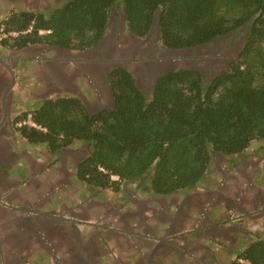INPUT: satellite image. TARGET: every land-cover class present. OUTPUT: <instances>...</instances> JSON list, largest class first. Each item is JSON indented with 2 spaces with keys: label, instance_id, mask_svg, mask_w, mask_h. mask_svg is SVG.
Wrapping results in <instances>:
<instances>
[{
  "label": "trees",
  "instance_id": "obj_1",
  "mask_svg": "<svg viewBox=\"0 0 264 264\" xmlns=\"http://www.w3.org/2000/svg\"><path fill=\"white\" fill-rule=\"evenodd\" d=\"M115 4L139 37L160 9L161 43L168 49L210 43L254 21L239 59L206 84L200 71L182 68L159 77L146 97L134 75L117 68L110 77L115 110L90 115L77 97L45 100L31 112L36 125L21 127L25 139L51 151L87 141L91 153L79 168L81 180L119 191L126 179L145 176L146 188L157 195L199 186L216 156H237L264 139V0H66L49 14L6 16L0 26L19 35L4 42L17 49L36 42L91 48L107 32ZM228 261L264 264V236Z\"/></svg>",
  "mask_w": 264,
  "mask_h": 264
},
{
  "label": "flooded vegetation",
  "instance_id": "obj_2",
  "mask_svg": "<svg viewBox=\"0 0 264 264\" xmlns=\"http://www.w3.org/2000/svg\"><path fill=\"white\" fill-rule=\"evenodd\" d=\"M65 1L0 0V9L1 11L4 9L7 13L5 17L13 12L24 10L49 14ZM57 3H61V5L57 6ZM6 6H9V9L5 8ZM152 27L153 24L146 36H136L128 29L122 6L115 4L111 8L108 29L103 36V40L91 48L79 50L45 42L29 43L22 48H13L4 40L10 35L17 36L19 33L14 34L16 31L6 32L5 26H0L1 212H5L2 210L6 209L7 206H12V193H10V197H7L8 192L11 190L10 179L23 177L27 180L35 172L34 169L36 168H30L28 161L33 153L30 152V148L41 146L44 149L47 148L44 144L30 143L23 137L21 132L23 125H36L32 121L31 112L41 102L58 97H77L83 102L82 97H84L89 102L88 106L83 103L90 115L99 114L104 110L113 111L116 109L110 82L113 70L125 68L134 75L135 79L137 73L139 80L142 79L141 82H145L142 83L143 89L151 94L154 77L161 72L168 73L182 68L195 69L197 63L206 64L209 74H212L215 70L218 71V74L228 70L230 64L239 59V53L244 46V39L248 33L244 35V32H242L235 36L229 35L219 38L208 43V47L194 46L172 50L163 46L160 34ZM31 29L22 32H28ZM40 32L48 33L49 31L41 30ZM108 75L109 79L107 80ZM31 77L35 78L33 82L30 79ZM28 81L32 83V86L29 85L30 87L27 88L23 83ZM25 113L28 114L27 118L19 119ZM47 150L50 159L43 171H48L46 175L49 176V180L42 187L36 184L35 190L37 191H32L33 195L36 196V200L29 205L32 207L31 210L26 206L30 203L27 197H22L26 204L20 206V209L33 211L34 213L30 212V214L33 213L39 219L35 223V227L30 229L28 236L32 235L35 239H39L42 235L53 237L58 241V245H61V256L57 262L53 260V264H116L118 257L122 256V252L127 254L129 252L130 254V251L134 250L136 244L140 242L146 241L145 244L148 243L150 246L151 238L156 239L160 232L164 233L162 237L165 236L166 229H163L161 223H156L159 225L154 226L153 234H147L145 228L140 225L146 222L144 217L147 215L148 205L146 206V203L141 205L143 202L137 205L136 202L139 201H135L130 197V194H133L132 191H138L142 194L149 191L145 186L147 182L145 176L138 181L133 179L123 181L121 191L126 195L125 200H123L125 209H123V213L119 214L116 224H113V216L117 215V212L112 207L103 208L102 212L104 211V214L99 217L102 220L99 224L87 223L85 220L81 221L83 223H77L78 218H71L69 215L65 217L63 214L64 208L66 209L70 205L73 209L81 201L86 202L89 199L87 192H90V195L94 193V185L88 184L79 178V168L90 155L91 146L87 141H76L71 145L62 146L56 151H51L48 148ZM39 152L41 153L42 150ZM245 154L244 151L233 158L230 157L232 159H226L229 163L222 161L225 157L222 155L216 156L215 159L223 163L224 170H235L234 168L240 170L241 166L245 165V159L247 158V154ZM236 159L239 162H236ZM258 162V160L249 162L253 180L257 179L258 171L261 169ZM60 173H63V175L59 176ZM76 179L85 183V185L83 184L82 188H79ZM262 181L264 182V180ZM128 184H136V187L129 188ZM254 185L255 187L248 188L244 192L233 191V193L235 192V196H233L236 198L234 199L235 203H230L225 199V196L230 195L232 191L230 188H220L222 184L217 186L220 188L219 191H217V188H211L205 192H199V195H197L199 186L178 191L186 192L187 195L193 194L191 201L181 212L180 223L183 228H180L178 233L170 235L172 236L171 239L177 242L167 245L168 250L162 245L163 242L156 240L157 243H160V252L158 251L159 255L156 258L151 259V264H161L170 255L200 257L194 258L195 261L198 259L204 260V258L207 260L212 256L213 259H210V264H221L216 257V251L218 250L229 251L227 253L235 257L238 251L243 248L240 242L248 244L254 240L248 227V222L252 217L264 221V190L256 182ZM97 188L106 190L101 187ZM112 191L114 192L113 189ZM216 191L218 193L217 197L212 198L211 195ZM75 194L81 196V201L76 200V203L71 204V199ZM151 194L159 199L167 196ZM68 201H70V204ZM52 206L62 215L58 220L46 214L55 212ZM218 207H223L225 211L221 214ZM246 207H249L252 211L248 212ZM186 208H188V211ZM196 212L200 213V216H195ZM217 212L219 215H216V221L212 220L210 217H215ZM165 214L166 216L162 221L170 220V222H173L175 220L169 212H165ZM2 215L0 214V218ZM27 216L19 219L18 222H14L17 224H11L9 221L6 222L5 219H0V264H40L32 262L28 254L22 258H16L13 255L10 257L8 254L13 250L12 243L8 245V241L13 238L8 229L12 225H26L27 220L32 218ZM195 217L199 218L197 224H203V226H197L196 224L193 228L185 227V222ZM99 218L97 221H101ZM82 219H85V217ZM54 224H58V227ZM79 224L86 228L89 227L88 233L85 234V237L89 240L82 238V242L79 241L76 246L70 239L66 238V233L78 229ZM132 224H137L140 227H133ZM119 225H121V230L117 227ZM95 226L96 229H102L98 232L99 237H97L98 234L93 232ZM98 226L102 228H98ZM169 232L172 233L171 230ZM257 237H260V235ZM201 241L204 244H201ZM199 243L201 246L196 247L195 245ZM213 244H215L214 248L211 246ZM133 253L134 251L131 252V255ZM61 257L66 260L60 261ZM86 258L89 262L86 261ZM204 264H208V262Z\"/></svg>",
  "mask_w": 264,
  "mask_h": 264
},
{
  "label": "crops",
  "instance_id": "obj_3",
  "mask_svg": "<svg viewBox=\"0 0 264 264\" xmlns=\"http://www.w3.org/2000/svg\"><path fill=\"white\" fill-rule=\"evenodd\" d=\"M32 152V151H30ZM246 155V154H245ZM235 157V156H234ZM228 158L225 156L223 159L226 161ZM233 158V157H232ZM230 158V159H232ZM50 159V154L48 153L47 148H43L40 155H35L32 153V156L28 158L30 168H36L34 169L35 172L31 175L30 179H25L23 177H13L10 179V188L11 190L8 192V196L10 197V193H12V206H7L6 209L2 210L5 212H1L0 214H3L1 216V220L5 219L6 222L9 221L11 224H17L14 223L15 221L18 222L19 219L23 218L24 216H31L32 218L27 220L25 223L26 225H12L8 229V232L13 236L11 241H8L9 243H12L13 245V250L11 252H8L9 256L11 257L12 255L15 256L16 258H22L26 254L29 255V258L32 262L34 263H40V264H53L54 262H57L59 260V257L61 256L62 252V247L61 245H58V241L55 240L53 237H47L45 235H42L39 239H35L32 235L28 236V233L30 232V229H33L35 227V223H37V219L35 215H33V211L29 210H23L20 209V206H24L26 204L25 201L22 200V197H27L30 200V203H28V208H32L29 206L30 204L34 203L36 200V196L33 195L32 191H37L35 190L36 184H39L40 187L45 186L46 182L49 180V176L46 175L48 171H43L46 168V164L48 163V160ZM241 161V160H240ZM255 161L254 159H251L250 161L246 160L244 168L248 169L245 170L242 168L240 170H236L237 168H234L235 170H224V167H221V170L219 171L220 173H217V175L214 177V179L207 183V174L206 177L204 178L203 182L199 185V189L197 191V195H199V192H205L206 190H209L211 188H217V191L221 187L223 188H230L232 191L230 195L225 196V199L228 202H234L235 197V192H244L248 188L255 187L254 183L261 185V189L263 190L264 182L260 181L262 178L263 172H262V166H261V172L257 175V179L253 180V176H251V167L249 162ZM236 162H239L238 159H236ZM223 165V163H220ZM220 167V166H219ZM63 175V173H60L59 176ZM63 177V176H62ZM69 177V176H68ZM69 179V178H68ZM206 179V182H205ZM77 184L79 185V188H82V185L85 183H82L78 179H76ZM58 183V181H57ZM220 188L217 187L221 185ZM56 185V184H55ZM92 187V186H91ZM38 188V187H37ZM129 188H134V187H129ZM40 190L42 188H39ZM38 189V190H39ZM94 193L90 195V192H87L88 194V200L86 202L81 201V196L79 194H75L74 197H72V202L71 204L77 200L78 202L81 201L79 204L81 205H76L73 209H71L70 205L68 208H64V215L65 217H68V215L71 218H78V221L76 220L77 223H83L81 222L82 220H85V222L93 223V224H99L102 222V220L99 218L101 215L104 214V211L102 212L103 208L106 209V207H112V209H115L117 212V215L113 216L114 223H117V219L119 217V214L123 213V209H125L124 201L126 198V195L123 191H112V189H106V190H100L97 188V186L93 187ZM217 191L211 195V197H217ZM233 191H235L233 193ZM133 194H130V197L133 198L136 202L137 205L139 203L143 202L144 205L146 203V206L148 207L147 209V215H145V224H139L141 227L143 226L145 228V231H147V234H153V228L155 225H159L156 223H161L163 224V229H166L165 233V238L162 237L163 239H159V242H163V246H165V249L168 250L167 245H172L173 242H177L176 240H172L171 234L178 233L180 228H183V225L180 223L181 222V212H183L184 208L189 204V201H191L193 194H186V192H177L171 195H167L165 197H161L160 199L157 197H154L150 191H145L144 194L138 193V191H132ZM147 192V193H146ZM141 199V200H140ZM70 200V201H71ZM70 201L68 203L70 204ZM76 203V202H75ZM53 207V206H52ZM137 208V207H136ZM135 208V209H136ZM220 213L222 214L225 210L223 207H218ZM54 209V207H53ZM188 211V208H186ZM248 209V212H251L252 209L249 207H246ZM31 210V209H30ZM52 210V209H50ZM55 210V209H54ZM66 210V211H65ZM263 210V209H262ZM244 211V210H242ZM29 212V213H27ZM30 212H33L30 214ZM165 212H169L170 216H174V221L170 222V220H165L162 221L163 218H165L166 214ZM179 212V213H178ZM5 214V216H4ZM53 214V213H52ZM80 215V216H78ZM216 215H219L215 213V217H210L212 220L216 219ZM252 215V214H249ZM27 216V217H28ZM195 216H200V213L196 212ZM85 217V219H82ZM252 217V216H251ZM98 218L101 221H97ZM58 220V219H57ZM106 221V220H105ZM199 221L198 217L193 218L192 220H188L185 222V227L193 228ZM216 221V220H215ZM167 224H164V223ZM120 223V221H119ZM248 224H252L253 226H256L257 224H263L261 220L255 219L252 217V219L248 222ZM58 227V224H54ZM133 227H140L137 226V224H132ZM121 225L117 226L118 229L121 230ZM197 226H203V224H197ZM98 228H102L98 226ZM102 229H94V233L98 234L99 231ZM169 230L172 231V233L169 232ZM89 227H83L82 224L78 225V229H74L72 232L66 233V238L70 239L71 242H73L74 245L77 246L78 242L81 241L82 238H87L85 237V234L88 233ZM122 232V231H121ZM163 232L158 233V236H161ZM77 234V235H76ZM100 234H98L97 237H99ZM164 235V233H163ZM167 235V236H166ZM151 245L145 244V242H140L136 244L134 247L133 255H131L128 252H122V256L118 257V261L116 264H151V259L156 258L159 254L158 251L160 250V243H157L156 240L157 238H151ZM155 239V240H154ZM89 240V238H87ZM92 240V239H91ZM85 241V240H84ZM94 241V240H92ZM82 242V241H81ZM96 242V241H95ZM149 242V241H148ZM86 243V241H85ZM98 243V242H96ZM201 244L202 243L201 241ZM201 244H196V247H200ZM211 244V243H210ZM139 245V247H138ZM154 245V247H153ZM156 245V246H155ZM213 248L215 247V244L211 245ZM162 247V246H161ZM136 251V252H135ZM160 252V251H159ZM170 253V252H169ZM232 257L233 255L230 254ZM58 258V259H57ZM194 258H200V257H192V256H172L170 255L169 258L165 259L162 261L161 264H204L207 263L210 264L211 260L210 259H205L202 261L200 259L194 260ZM65 261L61 257L60 261ZM149 260V263H148ZM86 261L89 262V260L86 258ZM104 261V260H103ZM95 263L94 261H92ZM132 262V263H131ZM229 262V261H228ZM99 263V260H98Z\"/></svg>",
  "mask_w": 264,
  "mask_h": 264
},
{
  "label": "rangeland",
  "instance_id": "obj_4",
  "mask_svg": "<svg viewBox=\"0 0 264 264\" xmlns=\"http://www.w3.org/2000/svg\"><path fill=\"white\" fill-rule=\"evenodd\" d=\"M56 5L59 6V5H61V3H57ZM5 8L9 9V6H6ZM6 14L7 13H5L4 9H3V11H1V9H0V19L2 18L1 21L5 18ZM1 21H0V24H1ZM136 77L138 79H140L139 75L137 73H136ZM30 79L32 80V82L35 80V78H33V77H31ZM35 83H37V81H35ZM142 83L144 84L145 82L142 81ZM23 84H24V86H26L28 88V87H30L29 85H31L32 83L28 81L27 83H23ZM43 148L44 147L41 146V147H36V148L31 147L30 149L33 152V154H35L37 156L38 155L41 156V153L39 151H41ZM245 153L247 154V156H246L247 158L245 159V161L246 160L250 161L251 159L258 160L259 161L258 163H259L260 168H261V166L263 164L262 160H263V156H264V139L254 140L252 145L245 151ZM222 161L225 162L224 159ZM227 162L229 163V161L226 160L225 163H227ZM222 166L223 165L220 164V161H217V159H215V158L213 159V162L210 165V168H209L208 173H207V177H208L207 180L208 181H207L206 184H209V182H211L214 179V177L217 175V173H219V171L221 170ZM229 166L231 167L232 165H229ZM242 168L244 169V171L248 170V169H245L244 166H242ZM260 172H261V169L258 171V174ZM260 177L262 178V180H264V174H262V176H260ZM262 180L260 179V181H262ZM205 182H206V179H205ZM134 186L136 187V184L135 185H129L128 184V187H134ZM263 190H264V186H263ZM53 214L55 216H57L56 217L57 219L62 217L61 213H59L56 210H55V212L53 211ZM261 222L264 223V221H262V219H261ZM248 227H249V233L254 239L256 238V236H259V235L263 236L264 235V224H257L256 226H253L252 224H249ZM240 244H241L242 247H245V245H247V243L244 244V243H241V242H240ZM227 252H229V251H226V252L225 251H220V250L216 251V257L218 258V260H219V262L221 264H229L230 263V261L228 262V260H229L231 255L228 254ZM210 259H213V257L211 256Z\"/></svg>",
  "mask_w": 264,
  "mask_h": 264
},
{
  "label": "water",
  "instance_id": "obj_5",
  "mask_svg": "<svg viewBox=\"0 0 264 264\" xmlns=\"http://www.w3.org/2000/svg\"><path fill=\"white\" fill-rule=\"evenodd\" d=\"M160 17H161V10L159 9V10H157L156 15H155V17H154L153 27L158 31V33L160 34V38H161ZM253 21H254V19L252 18V20H250L249 22H247V23H246L243 27H241L240 29L233 30V31H231V32H229V33H227V34H225V35H222V36H219V37L213 39L212 41H216V40H218L219 38L227 37V36H229V35H233V36H235V35L240 34V33H242V32H244L243 34L245 35V33H247V32L249 31L250 27L252 26ZM153 27H152V28H153ZM103 38H104V37H103ZM103 38H102L100 41H102ZM199 46H201V47H202V46H204V47H208V43H206V44H202V45H199ZM196 48H197V47H196ZM185 49H186V48H185ZM172 50H173V49H172ZM206 66H207L206 64L201 65V64L197 63V65H196V67H195L196 70H198V71H200V72L202 73V76H203V78H204V83H205V84L208 82L209 79L215 77V76L218 74V71H216V70H215L212 74H209ZM165 73H167V72H161L160 74H158L157 76L154 77V83L152 84V88H153V89H154V87H155V85H156V83H157L159 77H161V76L164 75ZM108 79H109V75L107 76V80H108ZM135 80H136V83H137L138 87L144 92L145 90H144L143 87H142V82H141V80H139L138 78H136ZM145 93H146V94H145L146 97H149V96H150V92L145 91ZM81 97H82V96H81ZM82 100H83V102H84L87 106L89 105L88 100H86L84 97H82ZM46 214L49 215L51 218H56V217H57V216H55V215L52 214V213H49V214L46 213ZM162 235H163V234H162ZM162 235H161V236H157V239H158V240H159V239H163V238H162ZM164 238H165V236H164Z\"/></svg>",
  "mask_w": 264,
  "mask_h": 264
},
{
  "label": "built area",
  "instance_id": "obj_6",
  "mask_svg": "<svg viewBox=\"0 0 264 264\" xmlns=\"http://www.w3.org/2000/svg\"><path fill=\"white\" fill-rule=\"evenodd\" d=\"M17 32H15L14 34H16Z\"/></svg>",
  "mask_w": 264,
  "mask_h": 264
}]
</instances>
